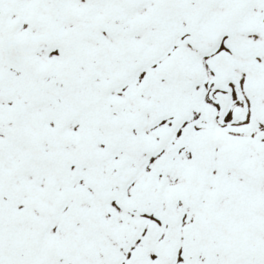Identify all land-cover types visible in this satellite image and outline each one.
I'll use <instances>...</instances> for the list:
<instances>
[{"label":"snow or ice","instance_id":"snow-or-ice-1","mask_svg":"<svg viewBox=\"0 0 264 264\" xmlns=\"http://www.w3.org/2000/svg\"><path fill=\"white\" fill-rule=\"evenodd\" d=\"M0 264H264V0H0Z\"/></svg>","mask_w":264,"mask_h":264}]
</instances>
